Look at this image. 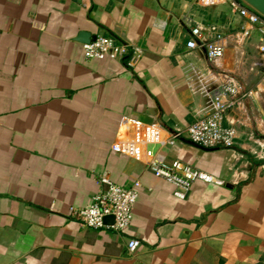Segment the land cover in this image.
<instances>
[{
  "label": "crops",
  "instance_id": "0c3cea01",
  "mask_svg": "<svg viewBox=\"0 0 264 264\" xmlns=\"http://www.w3.org/2000/svg\"><path fill=\"white\" fill-rule=\"evenodd\" d=\"M231 13L195 0H0V264H264V80L237 79L242 21ZM195 25L222 35L221 58L185 47ZM81 32L141 55L132 65L87 59ZM225 75L254 91L223 116L232 147L182 138L138 144L134 157L111 150L137 131L118 128L121 117L184 131L210 113ZM146 150L218 184L195 181L178 201L145 168ZM100 176L139 184L122 234L68 217L69 207L88 206ZM129 239L138 242L130 255Z\"/></svg>",
  "mask_w": 264,
  "mask_h": 264
},
{
  "label": "built area",
  "instance_id": "2783aa9c",
  "mask_svg": "<svg viewBox=\"0 0 264 264\" xmlns=\"http://www.w3.org/2000/svg\"><path fill=\"white\" fill-rule=\"evenodd\" d=\"M83 4L85 0H82ZM200 8L229 5L232 13L241 19L238 34L249 39L256 35L264 40V16L241 0H195ZM189 38L185 42L187 49H201L208 61L222 57L224 46L222 35L209 25L204 30L195 25L189 28ZM83 56L87 59L116 60L126 57L128 65H132L141 55L136 46L125 45L110 36L96 35L87 43L81 44ZM258 53L264 57V43L258 47ZM253 90H244L236 81L227 75L211 95L212 110L209 114L188 125L184 131L167 132L156 125H142L138 121L121 117L118 128L129 125L137 129L130 141H122L111 145V150L126 156H136L138 144L152 143L173 146L182 138L202 148H230L235 139V130L222 124L223 116L233 109L239 101L253 96ZM142 160L145 168L155 177L167 182L172 187V195L178 200H184L191 184L200 181L206 184H218L214 178L202 171L190 167L180 160L166 161L158 153L146 150ZM100 189L91 196L88 206L83 208H68V217L80 226L91 229H111L117 234L125 232L131 220L133 205L137 199L139 184L134 181L130 187L122 188L112 183L107 177L97 179ZM112 216V224H104L102 219ZM138 242L129 239L126 242L127 254H132Z\"/></svg>",
  "mask_w": 264,
  "mask_h": 264
},
{
  "label": "rangeland",
  "instance_id": "374dc122",
  "mask_svg": "<svg viewBox=\"0 0 264 264\" xmlns=\"http://www.w3.org/2000/svg\"><path fill=\"white\" fill-rule=\"evenodd\" d=\"M225 6L227 11L231 13L232 9L230 8V6ZM234 25L235 24L232 21V25H230L229 27H234ZM237 36L238 38L236 37L235 39L239 43V45H237L236 49L238 48V46L239 48L238 50H235L233 52V56H238L240 58V66L239 74H236V76L237 79L239 78L241 80L243 86L253 87L264 80V59L258 53V41H256L255 39L248 40L241 38L238 32ZM261 59H263L262 63L259 62Z\"/></svg>",
  "mask_w": 264,
  "mask_h": 264
},
{
  "label": "water",
  "instance_id": "95a60500",
  "mask_svg": "<svg viewBox=\"0 0 264 264\" xmlns=\"http://www.w3.org/2000/svg\"><path fill=\"white\" fill-rule=\"evenodd\" d=\"M245 4H247L249 7L253 8L255 11H257L259 14L264 16V0H241ZM93 37H90L88 33L81 32L77 35L76 40L81 43H87L89 42ZM104 224H112L113 218L112 216H105L102 219Z\"/></svg>",
  "mask_w": 264,
  "mask_h": 264
}]
</instances>
